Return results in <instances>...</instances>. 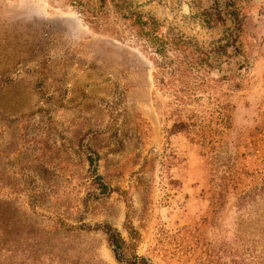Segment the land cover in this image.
<instances>
[{
	"label": "rangeland",
	"instance_id": "rangeland-1",
	"mask_svg": "<svg viewBox=\"0 0 264 264\" xmlns=\"http://www.w3.org/2000/svg\"><path fill=\"white\" fill-rule=\"evenodd\" d=\"M103 225L148 264H264V0H0L12 264H125Z\"/></svg>",
	"mask_w": 264,
	"mask_h": 264
},
{
	"label": "trees",
	"instance_id": "trees-1",
	"mask_svg": "<svg viewBox=\"0 0 264 264\" xmlns=\"http://www.w3.org/2000/svg\"><path fill=\"white\" fill-rule=\"evenodd\" d=\"M146 21L153 27L154 22L150 20ZM146 21L141 22V24L145 25L147 23ZM97 185L101 193H104L106 190V186L99 181L97 182ZM243 199L244 197L241 198V200ZM8 231H10V229ZM102 232L106 236V239L111 247L113 258L116 262L125 264H148L144 258L138 257L135 253H130L126 255L125 251L127 245L122 240V238L117 233L112 232L107 225L102 226ZM11 244V236H7V234L5 235V233L0 231V264H12L13 260H11V255L9 254Z\"/></svg>",
	"mask_w": 264,
	"mask_h": 264
}]
</instances>
